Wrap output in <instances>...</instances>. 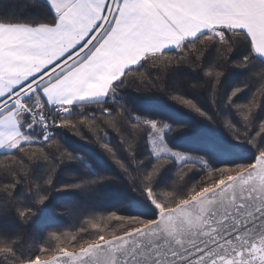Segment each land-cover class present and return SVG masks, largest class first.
<instances>
[{
	"label": "snow or ice",
	"instance_id": "snow-or-ice-1",
	"mask_svg": "<svg viewBox=\"0 0 264 264\" xmlns=\"http://www.w3.org/2000/svg\"><path fill=\"white\" fill-rule=\"evenodd\" d=\"M31 4L37 7L35 0ZM45 4L40 9L43 14L37 17L24 15L28 9L21 6V0L0 2V147L16 149L15 154L34 144L25 129L40 125L44 129L41 139L47 145L55 140L49 138L53 126L75 127L66 119L74 102L114 92L117 81L132 84V66L144 60L150 67L167 54L164 50L168 48L176 51L172 52L175 63L170 61L167 71L181 65L202 70L205 80L190 82L189 86L215 92L214 105L223 65L237 45L247 44L249 51L233 62L235 66L255 64L249 80H254L257 72L264 80V59H254L264 58V0H45ZM213 44L216 62L205 67L203 57ZM247 86L248 82L234 87L224 105L238 107L234 97ZM167 94L214 120L192 98L171 90ZM48 105H53L54 111L50 112ZM101 107V116L117 117L113 124L121 132L132 136V125L139 128V139L132 153H127L128 161H114L126 177L130 172L140 173L131 182L143 189L156 215L150 219L119 216L128 222L125 230L119 234L100 231L78 244L75 235L69 245L53 232L55 248L38 249L46 253L44 258L35 254L26 258L15 247L20 237L9 240L0 235V264H264V145L248 142L251 132L247 124L242 125L246 135L234 137L256 147L252 160L214 169L218 178L184 191L172 185L173 190H166L162 199L154 185L170 161L161 154H170L178 162L192 154L168 146L163 134L169 127L167 122L129 115L119 106L114 111ZM91 118L97 119V114L92 113ZM141 139L156 157L150 168L144 167L145 157L137 156ZM56 144V150L63 149L62 158L52 155L54 167L48 169L44 185L52 184L59 164L75 159L58 140ZM101 146L116 157L108 143ZM198 159L207 164L203 157ZM241 168L243 171L235 174ZM3 175L11 177V182H0V213L17 202L15 188L25 182L16 168L6 166L0 173ZM105 179L108 177L98 178ZM95 182L63 187L81 188ZM29 191L45 193L39 183L34 190L30 183ZM46 199L45 193L36 203ZM16 211L25 222L33 214L31 208L17 207Z\"/></svg>",
	"mask_w": 264,
	"mask_h": 264
},
{
	"label": "trees",
	"instance_id": "trees-1",
	"mask_svg": "<svg viewBox=\"0 0 264 264\" xmlns=\"http://www.w3.org/2000/svg\"><path fill=\"white\" fill-rule=\"evenodd\" d=\"M35 3L37 7H32L31 0H21V6L28 9L24 15L39 17L43 14L40 9L41 6H46L45 0H35ZM175 51L174 48L166 50L167 54L159 61L152 62L150 67L144 60L132 66L134 71L129 74L132 84L122 85L121 81L115 82L116 91H111L106 99L72 106L66 119L75 127H52L49 138H55L54 141L45 145L46 141L41 139L43 131L34 127L30 132L34 144L25 145L18 154H15L16 149L0 152V173L7 166L16 168L19 175L25 177V182L18 183L14 191L17 202L10 205L6 212L0 213V235L9 240L20 237L15 247L26 258L33 254L44 258L46 253L38 249L55 248L56 241L51 235L53 232L61 235V239L69 245L75 235V243L78 244L94 238L100 231L119 234L125 230L128 222L118 219L119 216L150 219L157 213L138 183L131 182L140 173L130 172L126 177L114 161H128V154L136 148L139 128L132 125V136L121 132L120 127L113 124L116 116L99 114L102 111L101 106L113 111L119 106L129 115L167 122L169 127L164 132V138L168 146L195 157L178 163L168 156H161L170 161L162 168L154 185L156 189H160L162 199L165 198L166 190L171 191L174 188L184 191L186 187L190 189L218 178L219 173L214 169L249 162L256 155V147L250 143L264 145V80L260 79L258 72L254 74V80H249L255 64L240 68L233 63L247 54V44L237 45L223 65L224 74L216 105L215 92L208 88L193 89L189 86L190 82L205 80L202 70L181 65L167 71L166 65L170 61L175 63L172 53ZM216 59L217 49L213 44L205 53L202 65H211ZM254 59L261 60L258 56ZM246 82L248 86L234 97L238 107L225 106L224 99L231 90L237 86L243 87ZM164 87L166 91H162ZM167 90L192 98L214 120H209L174 101L167 94ZM217 108L221 113L217 114ZM92 113L97 114V119L91 118ZM124 120H127L126 116ZM244 124L248 125L251 132L248 140L250 143L234 137L237 134L240 137L246 135L242 127ZM57 140L75 159L59 164L53 174L52 184L44 185L49 175L48 169L54 167L52 155L62 158L63 149L56 150ZM120 141L126 143L122 145ZM105 143L114 148L115 158L101 146ZM140 143L137 156L145 157L144 167L150 168L156 162V157L142 139ZM198 157H203L207 164ZM102 176L108 179L98 180ZM82 181L97 182L86 183L81 188L63 187ZM0 182L9 183L11 177L0 176ZM3 183H0V191ZM30 183L33 190L37 183L43 186V191L47 194L43 203H36V199L45 193L35 194L29 191ZM17 207L33 210L27 222L19 216ZM113 212L117 214L116 217L111 216ZM93 224L99 227L94 228ZM81 228L85 232H80Z\"/></svg>",
	"mask_w": 264,
	"mask_h": 264
},
{
	"label": "crops",
	"instance_id": "crops-1",
	"mask_svg": "<svg viewBox=\"0 0 264 264\" xmlns=\"http://www.w3.org/2000/svg\"><path fill=\"white\" fill-rule=\"evenodd\" d=\"M170 49H173V48H168V49H165L164 51L166 50H170ZM261 60L264 59V58H261L259 57ZM111 92V91H110ZM109 93L105 94L103 97H99V98H94V99H91V100H85V101H77V102H74L72 106L74 105H77V104H83V103H91V102H97V101H102L104 99H106L108 96H109ZM34 128V127H33ZM32 128L31 129H25L26 133L28 136H30V132H31ZM13 148H9L7 146H4V147H0V152H6V151H10L12 150Z\"/></svg>",
	"mask_w": 264,
	"mask_h": 264
},
{
	"label": "rangeland",
	"instance_id": "rangeland-1",
	"mask_svg": "<svg viewBox=\"0 0 264 264\" xmlns=\"http://www.w3.org/2000/svg\"><path fill=\"white\" fill-rule=\"evenodd\" d=\"M149 118V117H148ZM151 119V118H150ZM155 120V119H154ZM158 121H160V120H158ZM161 122H163V121H161ZM168 128H165L164 129V132L167 130ZM164 134V133H163ZM148 148H149V146H148ZM172 149V148H171ZM149 150H150V148H149ZM174 150V149H173ZM151 151V150H150ZM178 151V150H177ZM181 152V151H180ZM182 153H185V152H182ZM161 156H168V157H170V158H172L173 160H175L176 162H178L173 156H171L170 154H167V153H165V154H161ZM195 157L193 156V155H190V156H188V157H186L185 158V160L184 161H186V160H191V159H194ZM183 162V161H182ZM178 163H180V162H178Z\"/></svg>",
	"mask_w": 264,
	"mask_h": 264
},
{
	"label": "built area",
	"instance_id": "built-area-1",
	"mask_svg": "<svg viewBox=\"0 0 264 264\" xmlns=\"http://www.w3.org/2000/svg\"><path fill=\"white\" fill-rule=\"evenodd\" d=\"M47 107H48V110H49L50 112L54 111V106H53V105H48ZM66 114H67V113H66ZM34 127L37 128V129L42 130L43 133H44V129H43L40 125H35ZM53 127H54V126H53ZM50 133H51V131H50ZM50 133H49V135H50Z\"/></svg>",
	"mask_w": 264,
	"mask_h": 264
},
{
	"label": "water",
	"instance_id": "water-1",
	"mask_svg": "<svg viewBox=\"0 0 264 264\" xmlns=\"http://www.w3.org/2000/svg\"><path fill=\"white\" fill-rule=\"evenodd\" d=\"M239 171H243V169H241V170H239ZM239 171H237V173H235V174H238L239 173ZM195 197H193V199H194Z\"/></svg>",
	"mask_w": 264,
	"mask_h": 264
}]
</instances>
